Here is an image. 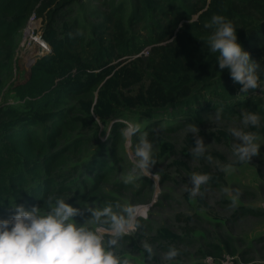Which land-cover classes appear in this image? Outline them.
<instances>
[{
    "label": "trees",
    "instance_id": "obj_1",
    "mask_svg": "<svg viewBox=\"0 0 264 264\" xmlns=\"http://www.w3.org/2000/svg\"><path fill=\"white\" fill-rule=\"evenodd\" d=\"M78 2L0 0V218L12 215L11 207L16 204L43 208L49 194L63 196L74 207L94 196L107 205L119 202L118 194L131 191L134 184L116 181L117 190L111 193L104 187L118 177L119 164L124 161L120 129L125 125L121 121H132L140 124L149 140H160L155 159L178 153L177 144L162 137L184 133L189 148L181 151L182 156H168L171 166L160 176L164 183L185 186L181 196L196 212L176 214L172 222L185 220L182 228L140 220L139 232L121 238L124 248H113L116 254L131 264H184L182 257L188 254L182 247L200 246L201 255H210L214 264H221L227 255L235 257L238 239L229 225L247 210L238 205L227 216H214L208 191L225 185L223 167L250 163L236 162L232 146L239 141L229 131L244 128L242 112L260 116L258 128L244 130L255 132L257 142H264V98L259 97V89L241 93L242 86L234 83L230 72L219 69L218 54L211 53L207 44L213 30L204 24L214 14L234 24L238 41L261 65L263 87L264 0H133L127 21L147 23L148 36L142 46L122 26L123 4L112 12L118 18L112 41L95 35L97 26L87 30L82 12L74 14ZM164 3L179 9L169 17ZM33 11L42 19V36L51 51L27 71L16 50ZM121 34L125 37L119 38ZM149 46L147 56L139 55ZM13 71L17 77L7 90L15 102L11 105L2 102V96L7 75ZM218 109L223 110L219 121L215 118ZM110 125L113 134L103 142L100 126ZM190 125L198 131H187ZM138 138L139 134L133 137L135 144ZM197 138L203 139L206 149L198 158L191 153ZM193 173L208 174L210 179L190 198ZM261 175L258 169L257 176ZM82 176L86 178L81 185L78 179ZM145 182L152 184V179ZM221 201L233 206L224 195ZM173 248L179 254L169 260L166 254ZM207 258L200 264H209Z\"/></svg>",
    "mask_w": 264,
    "mask_h": 264
},
{
    "label": "clouds",
    "instance_id": "obj_2",
    "mask_svg": "<svg viewBox=\"0 0 264 264\" xmlns=\"http://www.w3.org/2000/svg\"><path fill=\"white\" fill-rule=\"evenodd\" d=\"M204 27L213 30L207 38V44L211 53L218 54L219 69L230 72L234 83L242 86L239 91L246 94L259 89L264 92L260 84L261 65L251 58V54L238 41L234 24L224 16L214 14ZM222 112V109L217 110V121L221 119ZM260 121L256 112H242L244 128H258ZM123 123L125 126L120 129V135L129 148L133 137L139 134L135 150L130 153L132 167L124 183L131 184L140 176L157 179L158 173L152 172L157 163L153 155V142L147 133H141L140 124L130 121ZM244 128L229 129L239 141L232 146L237 163L250 162L259 155L261 147L257 142V134ZM187 131L196 133L198 130L195 125H190ZM195 143L191 153L198 158L203 156L206 149L202 138H197ZM231 167L230 163L221 171L226 172ZM209 179L208 174L193 173L190 198L197 196L201 186ZM116 207L120 209L119 212L114 211L111 204L103 208H88L91 219L80 223L76 219L81 216L80 208L68 203L63 196L49 194L43 208L33 205L26 209L24 205L16 204L12 206V215L0 218V264H131L127 258L121 260L113 246L134 231L138 226V217L145 214L138 205ZM145 248L149 253L152 252L150 246L145 245ZM178 254L173 248L167 252L166 258L171 260Z\"/></svg>",
    "mask_w": 264,
    "mask_h": 264
},
{
    "label": "rangeland",
    "instance_id": "obj_3",
    "mask_svg": "<svg viewBox=\"0 0 264 264\" xmlns=\"http://www.w3.org/2000/svg\"><path fill=\"white\" fill-rule=\"evenodd\" d=\"M132 2L133 0H79L78 6L74 8V14L76 15L79 12H82L80 18H85V27L87 30L90 31L92 28L97 26L94 33L95 35L102 39L110 38L113 41L117 35L116 25L118 23V18L115 16L113 17L112 12L119 5L123 4V6H125V17L122 26L125 30L128 29L127 34L132 32L136 37L135 42L137 45L142 46L143 41L148 36L146 31L147 23L144 22L137 25L128 23L127 18L130 13ZM189 4L190 2L187 3V5ZM162 6L164 12H166L169 17H172V15L179 9H172L169 7V4L165 3L162 4ZM157 17L162 18V15L157 14ZM196 18L197 16L194 17V19ZM122 35L123 34H121L119 38H121ZM129 37L130 35H128L127 38ZM129 42L132 44V41ZM150 49L151 46L144 47L139 55L143 54L144 56H147ZM18 59L22 61L23 58ZM24 68L27 71L29 70L26 66H24ZM16 77L17 73L15 71L7 75V88L2 96V102H6L11 105L15 104L12 95L8 94L7 90L8 86L16 79ZM263 94L264 92H258L260 98H263ZM112 127L113 126L111 125L106 128L104 126H100L99 137L101 141L104 142L113 134ZM183 135L184 133L178 132L162 137L163 141L176 143L178 153L161 155L162 157L156 158L157 163L152 168V172L154 174L158 173L157 179H153L149 176H140L132 183L134 184L133 189L131 191L124 190L120 192L118 194L121 198L120 201L112 204L114 211L117 212H119L120 209L116 206L124 204L138 205L143 213L144 211L146 212L144 213L146 218L145 216L138 217V226L127 236L133 235L137 232V230L139 232L140 220L149 221L155 226L165 225L168 223L176 228H182L186 224L185 220L174 223L172 222L175 220L174 218L176 214L183 212L186 215H191L196 212V210H193V207L190 206L189 203L181 196L185 190V186H175L173 184L164 183L160 176L162 172L171 166V160L168 159V156H182L181 151L189 148L188 144L183 139ZM150 141L153 142V155L155 156L161 149L160 140L156 137ZM93 142L97 144V140H94ZM258 143L261 144L258 156L253 157L250 163L245 166L230 168L227 171V181L225 185L219 188H212L208 191L210 196L208 202L210 206L209 209L212 212L211 214L214 216H227L238 205L243 206L247 210V214L235 217L229 225L232 227L234 238L237 237L236 239L239 240V242L238 240L235 242L238 253L234 255L236 260L233 264H248L251 262L264 261V142L259 141ZM135 145L136 144L133 139L131 148H129L124 141V161L119 164L118 177H116V179L109 185H105V192H116L115 190H117V187L115 182L124 181L128 171L132 167L130 153L134 152ZM258 169H261V177L257 176ZM85 178V176H82L81 178L76 179H78L79 183L82 185V181ZM146 179H152V184L147 185L145 182ZM74 180L75 179L72 178L71 182ZM144 184V187L140 186ZM222 195H224L227 199H230L232 203L233 198L235 197V203H233L232 207L230 204L228 205L221 201ZM100 200V196H94L89 201L84 202L80 207H78L81 210V216L76 218L77 221L82 223L85 220L91 219L90 213L87 211L88 208H103L107 205L106 200ZM67 202L70 203V200H67ZM229 207H231L230 211L227 210ZM105 227L107 226L105 225ZM113 248L123 249L124 246L122 241L119 240L118 244L113 246ZM181 250L188 254V257H182L185 258L182 259L184 264L204 263L205 258L210 257V255H206V257L201 255L200 246L192 249L182 247ZM241 254H244V256Z\"/></svg>",
    "mask_w": 264,
    "mask_h": 264
},
{
    "label": "built area",
    "instance_id": "obj_4",
    "mask_svg": "<svg viewBox=\"0 0 264 264\" xmlns=\"http://www.w3.org/2000/svg\"><path fill=\"white\" fill-rule=\"evenodd\" d=\"M34 43L38 44V51L31 59L25 62L24 66L28 68L33 66L38 58L50 53L51 51L49 45L42 36V19L37 17L35 11L31 13L23 29L22 37L16 50V57L23 58V62L26 54L32 50ZM262 96L264 98V94ZM144 213L146 212L144 211ZM235 260L236 257L227 255L221 260V264H233ZM206 261L209 264H214V259L212 257H208ZM248 264H264V261L251 262Z\"/></svg>",
    "mask_w": 264,
    "mask_h": 264
},
{
    "label": "water",
    "instance_id": "obj_5",
    "mask_svg": "<svg viewBox=\"0 0 264 264\" xmlns=\"http://www.w3.org/2000/svg\"><path fill=\"white\" fill-rule=\"evenodd\" d=\"M38 51V44L34 43L32 50L26 54L24 60H23V65L25 62H27L29 59H31ZM29 70L31 69V66L28 68Z\"/></svg>",
    "mask_w": 264,
    "mask_h": 264
}]
</instances>
